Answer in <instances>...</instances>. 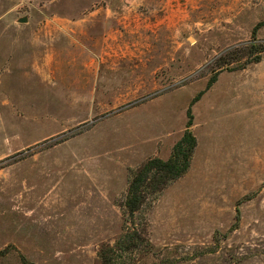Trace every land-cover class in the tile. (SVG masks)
<instances>
[{
    "label": "rangeland",
    "instance_id": "374dc122",
    "mask_svg": "<svg viewBox=\"0 0 264 264\" xmlns=\"http://www.w3.org/2000/svg\"><path fill=\"white\" fill-rule=\"evenodd\" d=\"M252 42L264 0H0V264H101L133 228L150 243L121 264H264ZM189 110L190 170L131 216V170Z\"/></svg>",
    "mask_w": 264,
    "mask_h": 264
},
{
    "label": "trees",
    "instance_id": "16d2710c",
    "mask_svg": "<svg viewBox=\"0 0 264 264\" xmlns=\"http://www.w3.org/2000/svg\"><path fill=\"white\" fill-rule=\"evenodd\" d=\"M254 31V35L256 34ZM252 56H255L250 62L259 63L261 54L264 52V43H250ZM233 54V53H229ZM241 69H245L242 67ZM217 78L213 77L207 89H209ZM204 92L198 94L193 103L197 102ZM189 120L186 130L181 139L173 146L172 153L168 159L153 157L142 164L137 169L131 170V178L126 198L125 206L131 216L139 212L147 201L156 200L161 193L172 183L185 176L191 168L193 156L198 146V139L192 131L193 115L189 110ZM240 212L237 210L239 219ZM149 244L145 235L132 229L121 235L119 242L113 246L104 247L101 250V264H121L126 255L132 249H138L143 244ZM117 249L121 250L120 253Z\"/></svg>",
    "mask_w": 264,
    "mask_h": 264
},
{
    "label": "water",
    "instance_id": "95a60500",
    "mask_svg": "<svg viewBox=\"0 0 264 264\" xmlns=\"http://www.w3.org/2000/svg\"><path fill=\"white\" fill-rule=\"evenodd\" d=\"M28 21V18L27 17H24V18H21L20 19V22H27Z\"/></svg>",
    "mask_w": 264,
    "mask_h": 264
}]
</instances>
